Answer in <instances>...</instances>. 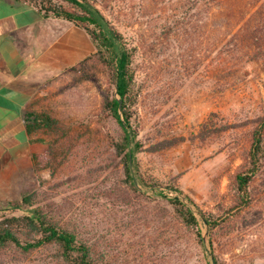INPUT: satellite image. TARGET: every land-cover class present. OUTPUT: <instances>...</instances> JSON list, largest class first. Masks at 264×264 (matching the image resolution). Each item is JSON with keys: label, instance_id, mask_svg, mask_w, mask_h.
Segmentation results:
<instances>
[{"label": "rangeland", "instance_id": "1", "mask_svg": "<svg viewBox=\"0 0 264 264\" xmlns=\"http://www.w3.org/2000/svg\"><path fill=\"white\" fill-rule=\"evenodd\" d=\"M23 1L38 8L64 2ZM96 1L135 54L128 107L143 144V177L169 193L167 188L181 189L195 200L198 216L202 210L218 219L211 232L200 223L208 251L220 264H264V169L252 184L248 206L233 207L232 188L264 117V45L257 53L236 43L240 24L237 16L230 18L239 8L253 9L248 6L255 0H229L227 18L218 25L207 17L209 10L188 9L181 0L149 7L146 0ZM184 5L188 14L180 16ZM78 32L86 40L79 47L83 58L95 46L85 29ZM109 94L120 98L108 70L92 59L69 67L28 107L71 127V140L59 143L53 167L38 176L37 204L61 224L87 233L98 254L114 264H207L195 230L180 223L168 198L142 185L150 196L128 193L115 151L123 129L105 106ZM41 137L47 150L55 138ZM7 206L0 207V221L28 213ZM15 228L24 239L32 233L25 222ZM54 254L53 248L22 253L10 247L0 254V264H59Z\"/></svg>", "mask_w": 264, "mask_h": 264}, {"label": "trees", "instance_id": "2", "mask_svg": "<svg viewBox=\"0 0 264 264\" xmlns=\"http://www.w3.org/2000/svg\"><path fill=\"white\" fill-rule=\"evenodd\" d=\"M163 0H146L147 7L160 3ZM229 0H181L188 5V9L201 11L207 9V17L218 25L217 21L225 17V10ZM187 5H184L180 16L188 14ZM109 6V5H106ZM246 11L237 9L238 29L233 33L236 43L241 42L249 51L253 48L259 51L264 45V0H255ZM257 6V7H256ZM255 8V9H254ZM46 17L55 16L67 19L80 28L86 30L91 36L97 51L88 56L79 65L82 66L92 59H97L113 78L116 95L105 98V106L113 113L123 129L120 141L115 142L116 155L121 157L125 182L128 193L135 196H150V191L142 192L140 186L150 187L153 195L166 197L173 204L175 213L186 227L193 228L199 244L203 247L207 256V264H220L217 256L212 257L206 245V239L201 228V219L211 232L219 224L218 219L200 210L198 216L195 200L186 195L179 188H167L172 193L164 190L161 185L149 184L140 170L138 153L143 144L138 137V131L134 128L128 107L129 93L135 82V70L133 62L135 54L133 49L126 43L122 33L114 22L108 17L96 0H64L63 3L51 7H40ZM217 10L218 13H215ZM250 10V11H249ZM235 14V15H234ZM238 14H241L238 16ZM219 27V26H218ZM221 33V31H219ZM257 51V53H258ZM76 68V67H75ZM121 100L123 101L122 107ZM28 132L37 141H45L41 135L55 138L44 152L34 154V162L38 176L48 168H52L54 162L61 154L59 143L71 140V127L48 111L27 109L25 114ZM264 169V117L255 126L252 134V142L244 155V162L232 178V188L235 193V205L233 207L248 206L253 200L251 187L258 175ZM40 177V176H39ZM38 192H28L18 201L9 203L3 209L24 210L28 213L22 216L13 215L6 222L0 221V254L10 247L16 248L22 253H33L41 249L53 248L54 262L59 264H114L107 258L108 255L98 254L94 245L90 242L91 237L83 233L79 227L61 224L55 218H51L41 205L36 202ZM184 195V196H182ZM25 222L32 230L27 239L15 228L16 224Z\"/></svg>", "mask_w": 264, "mask_h": 264}, {"label": "crops", "instance_id": "3", "mask_svg": "<svg viewBox=\"0 0 264 264\" xmlns=\"http://www.w3.org/2000/svg\"><path fill=\"white\" fill-rule=\"evenodd\" d=\"M80 43L85 36L73 22L28 1L0 0V207L37 187L34 154L47 144L29 134L25 114L55 78L95 52L82 58Z\"/></svg>", "mask_w": 264, "mask_h": 264}, {"label": "water", "instance_id": "4", "mask_svg": "<svg viewBox=\"0 0 264 264\" xmlns=\"http://www.w3.org/2000/svg\"><path fill=\"white\" fill-rule=\"evenodd\" d=\"M122 103H123V101L121 100V105H120V107H122Z\"/></svg>", "mask_w": 264, "mask_h": 264}]
</instances>
